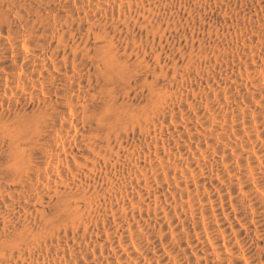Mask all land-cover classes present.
Wrapping results in <instances>:
<instances>
[{"label":"bare ground","instance_id":"bare-ground-1","mask_svg":"<svg viewBox=\"0 0 264 264\" xmlns=\"http://www.w3.org/2000/svg\"><path fill=\"white\" fill-rule=\"evenodd\" d=\"M0 264H264V0H0Z\"/></svg>","mask_w":264,"mask_h":264}]
</instances>
